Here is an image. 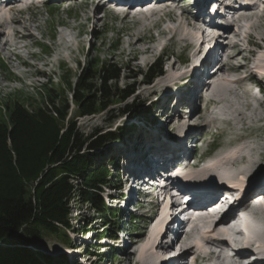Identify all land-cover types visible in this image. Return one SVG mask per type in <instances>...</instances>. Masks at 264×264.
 Wrapping results in <instances>:
<instances>
[{
  "label": "rangeland",
  "instance_id": "1",
  "mask_svg": "<svg viewBox=\"0 0 264 264\" xmlns=\"http://www.w3.org/2000/svg\"><path fill=\"white\" fill-rule=\"evenodd\" d=\"M72 1L74 3L67 7L59 2L46 4L39 17H34L35 21L38 20L35 36L40 33L45 41L44 44L40 43V54L30 53L31 50L36 52L39 48H19L23 59L30 64L39 66L45 74L41 72L34 76L26 74L27 68L24 63L14 57L11 59L5 53L8 45L4 48L0 44V158L5 157L4 154L8 151L15 155L14 148L16 146L30 149L32 146L41 144L40 141H45L42 130L49 128L48 131L50 132L55 128V124L49 115L58 116L61 113L65 117V123L73 119L79 132L87 138L96 133L117 132L123 126H131V132L122 138L110 141L98 149H89V146L85 144L80 152L91 154L95 151L92 161L95 164L105 162V158L114 159L120 170L117 171L116 168H113L110 172L118 179H115L114 176L112 181L116 180L115 183L107 185L114 187L112 190L114 196L122 191L117 188H121L125 181V177L122 175L124 172L130 174L147 172L145 166L147 162L151 161L150 159L168 156L169 149L174 147L175 144L169 141V136H173L174 133L181 134L182 130L184 131L188 126L193 125L197 126L195 133L202 137L203 149L206 147L207 141L212 140L214 136L211 133L215 131L221 132L220 136L224 137L222 139L225 141V145L234 141L236 148L227 152L224 151V156L216 161L223 158L224 160H231L233 156L242 157L244 154L248 156L249 161L244 165H239L238 162L228 163L230 167L234 166L231 172L235 176H228L227 179L235 182L238 179L236 185H241L243 179L252 172L253 168L256 171L262 170L264 167V104L261 103L257 106L248 104V98L257 102L260 101V98L244 92V89H249L250 86L247 79L241 80V76H245L247 69L242 68L239 72H230L225 67L224 71L222 70L220 74L215 75L216 79H222L223 83H227V89L220 96L212 95L213 99L214 97L219 99V103L209 102L214 103L211 107L214 113L210 115V111L207 109L208 104L202 108L205 101L202 103L200 102L202 100L195 96L197 94L199 96L204 79L202 81L197 80V85L185 79L191 72V63L194 59L192 56L197 58L202 56V52L195 56L196 53L193 52L192 54L182 48L186 38L197 36L195 33L197 30L194 27L185 28L183 25L186 21L182 25L178 21V23L170 21L167 27L170 25L173 27L174 38L170 40L165 35L161 36L160 40L152 39L150 41L147 34L143 36L145 32L144 18L129 19L122 22L121 16L115 15L113 12L107 11L105 17H102L103 14L100 11L95 13L98 4L92 3L93 0ZM25 21L26 18H22L19 24L14 25L12 29L15 30L17 27L20 29L22 25L30 26L28 24L30 20H27L28 23ZM9 27L11 28L10 24L5 32L11 36ZM250 30L259 37H253L254 42L261 45L256 55H252V61L254 60L252 65L256 67L254 69L260 71V69H264V16L261 18L257 16ZM0 31L2 32V28ZM4 36L3 31L2 41ZM139 38L142 39L136 43ZM237 51L236 48L233 53ZM138 52L140 53L138 54ZM240 57L244 56L241 55ZM45 61L51 62V64H45ZM159 61L163 65L164 74L155 77L149 84H143L142 76L145 75L151 65ZM184 61L190 62L184 64ZM104 63H115L122 68L121 78L118 81H112L113 87L120 90L126 85L134 83L136 92L126 100H117L106 104L96 113L81 114L77 110L80 109L81 104H84L82 102L87 101L88 92L78 89V80L89 70L97 73ZM34 69L31 68L30 71H34ZM16 71L21 73L23 77L17 78L15 76ZM196 77L199 79L198 75ZM255 79L264 86V81L258 77ZM184 83L187 84L184 85ZM51 89L55 92H51ZM75 95L77 101L74 102ZM164 96L166 99L162 101ZM176 96L180 97L179 104L174 102ZM186 96H188L187 99H182ZM116 99L114 97V100ZM244 99L246 102L243 101ZM66 104L68 108L65 107ZM132 104H137L139 108H149L154 114L148 120L143 116L132 115V111L129 110ZM18 105L30 112L29 114L41 119L44 124L40 126L36 121L37 118L31 119L30 122H28L29 120L24 121L17 111ZM173 107L174 109H172ZM168 109H172L171 115L165 113V110ZM216 114L218 118L214 117L217 116ZM153 118L155 122L151 123ZM65 131L64 126L60 130V136L64 135ZM247 136L250 138L245 140L244 138ZM219 137L216 136V139ZM223 149L220 151L222 152ZM144 152H147L146 155ZM64 157L71 158L73 155L71 156L67 152ZM225 169L230 170L227 165H224L220 168L219 173L222 174V170ZM247 169L251 170L245 172ZM132 170L135 171L132 172ZM243 170L245 175H241ZM46 171L47 168L44 169L43 174ZM200 171L198 173V170H194L191 173L192 175H199L200 179H204V176L210 174L205 168ZM41 176L42 173L39 178ZM72 181L76 187H79L82 182L79 176L72 178ZM31 185L29 187L33 191L35 185ZM105 191L107 192V190ZM68 205L71 229L67 230V233L72 246L64 245L53 234H46L43 240L30 246L34 251L43 252L54 259L65 255L69 264H142L139 262L142 260L139 257V252H143L144 256H149L150 261L145 264H157V261L160 260V251L151 248L154 244L153 238L150 236L152 232L149 237L145 234L146 227L144 224H147V221L145 216L141 214L146 212L144 209L146 205L141 202L140 198L131 204V208L127 207L126 213L123 214L124 217L120 221L118 220V230L123 231L126 236V240L125 238L121 239L120 243L122 246L124 243L127 245L126 250L130 253L128 255L125 254L127 253L124 251L125 246L121 251L117 248L118 245L111 244V239H107V241L97 239L106 224L103 223L100 215L90 208L89 204L81 201L79 192L73 194ZM131 215L138 218L134 220V224H136L134 232L129 229L131 228ZM126 219L129 221L126 222ZM84 226L87 227V230L82 235L80 232ZM112 226L106 227L112 231ZM91 235L94 236L89 239L88 236ZM203 235L208 236L210 234L203 232ZM135 240L140 241L135 243ZM201 241L202 237L199 242ZM97 246H100L101 249H99L100 247L96 248Z\"/></svg>",
  "mask_w": 264,
  "mask_h": 264
},
{
  "label": "trees",
  "instance_id": "2",
  "mask_svg": "<svg viewBox=\"0 0 264 264\" xmlns=\"http://www.w3.org/2000/svg\"><path fill=\"white\" fill-rule=\"evenodd\" d=\"M162 66L160 61L151 65L142 80L151 82L164 74ZM121 75L122 68L115 63H104L97 73L90 70L85 72L79 78L77 87L88 92L87 101L82 102L84 104L77 111L81 114L96 113L106 104L126 100L134 94V83L120 90L113 87L112 81H118ZM114 97L117 99L114 100ZM73 100L77 101L76 95ZM65 107L68 108V105ZM129 110L132 115L143 116L147 120L153 115L149 108H139L137 104H132ZM17 111L24 121L30 122L37 118L22 106L18 105ZM49 116L55 128L50 132L49 128L42 130L45 141H40L41 144L30 149L16 146L15 155L8 151L5 157L0 158V264H69L65 255L54 259L43 252L34 251L30 246L43 240L46 234H53L64 245L72 246L67 233L71 229L68 204L75 192H79L81 201L89 204L106 224L100 235L116 236L120 211L106 207L100 195L103 185L115 183L116 180L112 181L115 175L110 171L116 163L113 158H105V162L95 164L92 162L95 151L91 154L80 152L85 144L89 149H98L110 141L122 138L131 132V126H123L117 132L96 133L92 138H87L79 132L73 119L65 123L61 113ZM36 121L40 126L44 124L39 118ZM64 126L65 134L60 136ZM67 152L73 157L65 158ZM77 176L82 181L79 187L72 181ZM115 179L118 178L115 176ZM30 185H35L33 191ZM109 225H113L112 231L107 229ZM86 230L84 226L81 232L85 234Z\"/></svg>",
  "mask_w": 264,
  "mask_h": 264
},
{
  "label": "bare ground",
  "instance_id": "3",
  "mask_svg": "<svg viewBox=\"0 0 264 264\" xmlns=\"http://www.w3.org/2000/svg\"><path fill=\"white\" fill-rule=\"evenodd\" d=\"M260 1H257V3H259ZM194 4H196V2H194ZM99 6H101V4L99 5ZM262 10H260V9H258L257 10V8H253V9H243V10H240L239 12H238V14H239V16L237 17V20H241V19H244V20H252V18H255L256 17V15H259L260 14V12H261ZM259 13V14H258ZM149 15L151 16L152 15V12L151 13H149ZM127 17V16H126ZM173 17V19L174 20H176V21H178L181 25L184 23V21H186L185 23H184V25L183 26H185V28L186 27H194V29L195 30H201L199 27H196L195 26V21L194 20H188L187 18H186V16L184 15V14H180V15H178V16H172ZM257 19V18H256ZM145 21V20H144ZM6 24V21L4 20V15H3V13L2 12H0V28H3L4 27V25ZM183 28V27H182ZM198 28V29H197ZM183 30V29H182ZM185 30V29H184ZM216 30H217V28H216ZM171 33H174V29H170L169 30ZM201 32V31H200ZM199 31H195V33L197 34V36L199 37V33H200ZM183 33V32H182ZM190 33V32H189ZM176 34V33H175ZM184 34H185V32H184ZM186 35H188V34H186ZM1 36H3V31L1 32L0 31V40H1ZM196 35H195V38L197 37ZM198 37H197V39H198ZM199 38H201L202 39V37H201V33H200V37ZM141 39H138L137 41H136V43L137 42H139ZM1 42V41H0ZM16 42V41H15ZM1 44H2V42H1ZM6 42H4L3 43V45L2 46H4L5 48H6ZM15 44H18V42H16ZM204 45V43L203 42H201V44H197V48H196V50H195V52L194 53H196V54H194L195 56L198 54H200L201 53V47ZM22 46H20L19 48H21ZM135 52V51H134ZM141 52V51H140ZM140 52H138V54L140 53ZM150 52V51H149ZM137 54V55H138ZM240 54V52L237 54V55H239ZM136 55V54H135ZM230 57V59H235L236 58V55H230L229 56ZM18 59H19V61H21V63H24V65H25V67L27 68V70L25 71L26 72V74H29L30 76H34V75H37V74H39L40 72L41 73H43V74H45V72L39 67V66H37V65H34V64H30V63H28V62H26L23 58V56H18L17 57ZM192 58H194L193 60V64H194V67H196V65L199 63H201L203 60L202 59H199V57L197 58V57H194V56H192ZM52 62H53V60H52ZM45 64H51V62H47V61H45ZM53 64V63H52ZM192 64V65H193ZM245 65L247 66V64H243V65H238L237 67H234V68H231V69H233V71H240L242 68H245ZM22 66V65H21ZM38 67V68H37ZM31 68H35L34 69V71H30V69ZM223 69V68H222ZM222 69H220L218 72H220ZM43 71V72H42ZM260 71H261V73L262 74H264V69H260ZM186 73V72H185ZM188 73V72H187ZM238 74V73H237ZM22 74L21 73H19V72H15V76L18 78V77H23V75L21 76ZM185 75V74H184ZM189 75H191V72L189 73ZM204 75V73L203 72H200V74H198V76H199V80H202V76ZM187 76V75H186ZM185 79H187L186 77H185ZM242 79H248V76L246 77V76H241V80ZM183 83V82H182ZM182 83H181V86H182ZM199 83V82H198ZM185 84H187V83H184V85ZM226 84L227 83H223V81H222V79H216L215 77H211L210 78V81H208V82H206L205 83V87L206 88H208V90L209 89H211V91H212V95H215V96H220L221 94H223V93H225L226 92V89H227V86H226ZM197 85V84H196ZM199 86V85H198ZM194 87H195V85H194ZM191 89V88H190ZM191 91V90H190ZM166 99V97L164 96L163 98H162V101H164ZM160 103V102H159ZM164 103V102H163ZM162 103V104H163ZM161 104V103H160ZM170 105V104H169ZM176 105V104H175ZM172 107V106H171ZM178 107V106H177ZM172 109H174V107L172 108ZM172 109H168V110H165L166 112V114L167 115H171L172 113H170V111L172 112ZM183 131V130H182ZM141 146V145H140ZM139 149V148H138ZM146 153L147 152H144V155H146ZM156 161V160H155ZM245 161V157H243V158H240L239 160H234L233 159V162H244ZM150 163H152L151 161L150 162H147V164H146V166H145V171H147L149 168H147V166H150ZM116 166H117V164H116ZM112 167L111 166V169H113V168H116V170H120V168H119V166H117V167ZM143 167H144V165H143ZM224 167V166H223ZM250 168V167H249ZM251 169H247V171H245V172H249ZM135 170H132V172H134ZM177 172H180V174L181 173H183L182 172V170H181V168H179L178 170H177ZM244 170H243V172H241V175H245L244 173ZM221 174V173H220ZM222 174H223V176H225L226 178L229 176H232V177H234L235 175H234V173H233V175H232V172H231V170H229V169H225V170H222ZM221 174V175H222ZM228 174V175H227ZM124 177H125V181H124V184H125V186H126V190H124V192H118V194H117V196L115 197V199H117V200H120V204H121V206H114L115 208H113V209H118V211H120L121 212V214H125L126 213V209H127V207H129V208H131V204L133 203V202H135V199H137V195H140V193L141 192H139L138 190H136L134 187H133V185H132V180H133V178L134 177H138L139 176V174H137L136 172L135 173H127V172H124L123 174H122ZM204 175V174H203ZM187 176V175H186ZM210 174H207L206 176H204V179H200L201 180V183H207V182H209V179H210ZM201 177V176H200ZM231 177V178H232ZM209 178V179H208ZM203 181V182H202ZM232 184H234V185H236L237 184V181L235 182V181H233V183ZM113 197V196H112ZM114 198V197H113ZM123 204L125 205V207H123ZM167 206V205H166ZM165 205H164V207H163V209H162V216H161V219H159L157 222H155V224H154V226L152 227V230L150 231V233H151V238H153V245H152V247L151 248H155V243L157 242V240L160 238V235H161V233H162V231L164 230V228H165V226H166V222H167V219H168V214H169V212H168V214H166L165 215V213L167 212L166 211V207ZM257 208H258V210L261 212V216L259 215V216H255V217H253V218H249V217H246L248 220H249V223H245L244 222V224H245V228H246V245H247V247H249V248H251L252 246V243L253 242H257L258 244H260V246H258V247H256V248H254V250H255V252L256 253H258L260 256H262V255H264V201L262 202V203H260V204H258L257 205ZM168 209V208H167ZM169 211V210H168ZM246 216V215H245ZM198 221V220H197ZM201 221H205V219L203 218V217H200L199 218V221L198 222H196L197 224H195V223H193V226H196L195 227V229H193V231H191V233L193 232H195L197 229H198V227H199V222H201ZM152 222H153V220H152ZM223 223H225L224 222V220H222V221H220V222H218L217 224H216V226H212V229L213 230H215V229H219V228H221L222 227V225H225V224H223ZM208 225H213L212 223H209ZM117 231H119L120 232V235H118L117 234V232L115 231V233H116V236H117V239L119 240V241H121V239L123 240L124 238H125V240H126V236H125V234H124V232L123 231H120V230H118L117 229ZM218 232L220 233V234H224L225 232H227L224 228H222V229H220V230H218ZM82 235H84L82 232H80ZM226 234V233H225ZM94 235H91V236H88L89 237V239H92V237H93ZM189 238V237H188ZM190 239V238H189ZM150 240V239H149ZM215 241V240H214ZM221 243H224V242H221ZM198 244V243H197ZM196 244V248L198 249L199 248V250L200 251H202L201 249V247H197L198 245ZM124 246H125V248H124ZM127 245L124 243V245L122 246V245H118V247L117 248H119V250H121L122 251V248H124V251L125 252H127V253H125L126 255H128V254H130V253H128V250H126V247ZM193 248H195V247H192V246H189L187 249H186V251H185V253H187V252H189V251H192V249ZM246 252V251H245ZM245 252H239V253H237L236 255H235V257L234 258H231V257H227V256H225V257H223V261H224V263L223 264H238L241 260H243V259H246L248 256H246V254H245ZM222 254H221V251H218V256H221ZM138 257V256H137ZM139 257L142 259V260H139V262L140 263H142V264H145V263H147V262H149L150 261V259L148 258L149 256H144V254H143V252H139ZM214 257V255H213V252L211 253V254H208V259H212ZM256 263H258V264H264V260L262 261V262H256ZM255 262H252V263H250V264H256ZM240 264V263H239Z\"/></svg>",
  "mask_w": 264,
  "mask_h": 264
},
{
  "label": "water",
  "instance_id": "4",
  "mask_svg": "<svg viewBox=\"0 0 264 264\" xmlns=\"http://www.w3.org/2000/svg\"><path fill=\"white\" fill-rule=\"evenodd\" d=\"M152 81H153V80H152ZM152 81H151V82H152ZM142 82H143V84H149V83H151V82L143 81V80H142ZM135 92H136V91H135ZM131 96H132V95H131ZM68 206H69V205H68ZM1 244H2V242H0V245H1Z\"/></svg>",
  "mask_w": 264,
  "mask_h": 264
}]
</instances>
